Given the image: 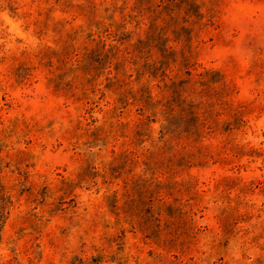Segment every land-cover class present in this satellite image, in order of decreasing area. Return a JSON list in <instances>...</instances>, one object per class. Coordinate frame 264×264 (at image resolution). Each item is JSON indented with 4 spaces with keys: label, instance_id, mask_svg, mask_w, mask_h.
I'll list each match as a JSON object with an SVG mask.
<instances>
[{
    "label": "rangeland",
    "instance_id": "obj_1",
    "mask_svg": "<svg viewBox=\"0 0 264 264\" xmlns=\"http://www.w3.org/2000/svg\"><path fill=\"white\" fill-rule=\"evenodd\" d=\"M191 1L0 0V264H264V0Z\"/></svg>",
    "mask_w": 264,
    "mask_h": 264
},
{
    "label": "trees",
    "instance_id": "obj_2",
    "mask_svg": "<svg viewBox=\"0 0 264 264\" xmlns=\"http://www.w3.org/2000/svg\"><path fill=\"white\" fill-rule=\"evenodd\" d=\"M163 1V3L165 2H171L173 1L174 4L176 1H181L182 2V6L184 8H189V9H193L196 7V5L191 1V0H158V2ZM65 9H71V6H67L64 7ZM71 12H66L65 14H70ZM162 52V51H161ZM164 53L165 54H169V55H175L176 53L174 51H172L170 48H166L164 49ZM184 66V65H183ZM146 68H148V71L151 70L150 65L146 64L145 66ZM144 67V68H145ZM185 67V66H184ZM147 73L146 70L143 71L142 75L139 74V79H141V76H144ZM149 73V72H148ZM160 75L162 77H153L154 79L157 78H162L161 80L164 82V79L168 78L165 75V69L162 70V72L160 73ZM206 77H210L212 75H208L204 74ZM190 77V75H188ZM138 79V80H139ZM123 81L125 80H120L117 79L114 83H111L112 85L110 87H107L106 89L108 91H112V92H116L118 96L122 97V99L124 100V102H129L132 101V106L138 108L139 112H143L144 114H152L153 116H148L147 119H152L155 118L156 115L158 116L160 114V109H168L169 105H171V103L173 104H177L176 100H181L182 98V93L184 89H179L177 87H174V83H171L170 85L164 84V86L162 88H159L160 93L158 94L157 97L153 96L152 93V88L149 85V81L147 82V84L145 86H142L138 91L134 92L131 91V89H125L128 85L126 83H124ZM119 84H122L123 86H120ZM124 87V89H122ZM120 90H123V92H121ZM182 103L184 104V101H182ZM179 109H182L180 111V115H183V109L184 107L182 106H178ZM172 108V107H171ZM171 108L169 110V112H165L166 114H169L171 112ZM163 111H167V110H163ZM175 113H173L174 115ZM171 115V117L173 116ZM152 117V118H151ZM196 118V115H195ZM157 121V118H155ZM153 121V120H148ZM162 124V123H161ZM170 191H172V189H170ZM169 191V192H170ZM170 196L172 194H169ZM149 196V192L148 190H144L141 192V197H142V202L143 203H147L150 202V200L155 201V197H147ZM159 197H161L160 195H158ZM114 200L117 201V197H114ZM158 203L161 204L162 203V199L158 200ZM166 205V204H163Z\"/></svg>",
    "mask_w": 264,
    "mask_h": 264
}]
</instances>
